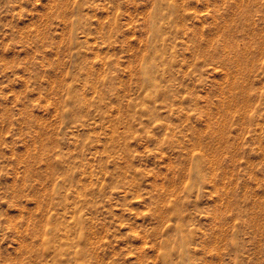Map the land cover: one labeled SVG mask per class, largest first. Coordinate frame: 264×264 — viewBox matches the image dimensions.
<instances>
[{"label": "rangeland", "instance_id": "obj_1", "mask_svg": "<svg viewBox=\"0 0 264 264\" xmlns=\"http://www.w3.org/2000/svg\"><path fill=\"white\" fill-rule=\"evenodd\" d=\"M0 264H264V0H0Z\"/></svg>", "mask_w": 264, "mask_h": 264}]
</instances>
